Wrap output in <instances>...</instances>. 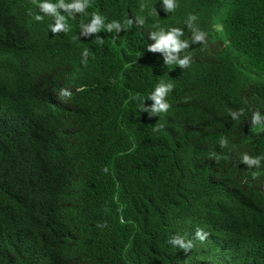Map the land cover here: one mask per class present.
Here are the masks:
<instances>
[{"label":"trees","instance_id":"obj_1","mask_svg":"<svg viewBox=\"0 0 264 264\" xmlns=\"http://www.w3.org/2000/svg\"><path fill=\"white\" fill-rule=\"evenodd\" d=\"M41 2L0 0V264H264V191L238 165H264V0H87L56 33ZM93 14L120 31L83 34ZM173 27L187 68L147 48ZM161 82L170 107L149 115ZM241 110L245 146L226 128Z\"/></svg>","mask_w":264,"mask_h":264},{"label":"clouds","instance_id":"obj_2","mask_svg":"<svg viewBox=\"0 0 264 264\" xmlns=\"http://www.w3.org/2000/svg\"><path fill=\"white\" fill-rule=\"evenodd\" d=\"M39 8L42 12L46 14H51L55 18V24L51 27V31L53 33L59 31H66L67 28L62 21L65 19L64 16L60 15L57 9H63L65 11L74 10L75 12H84L87 6V0H76V2L65 3L64 0H59L58 4H53L48 2V0H44V2L39 3ZM162 7L166 12L174 10L176 4L174 0H162ZM37 20H41V16H36ZM196 20V16L194 14H190L187 18L186 24L192 31L191 41L193 42H201L205 43V33L194 27L193 22ZM138 23L143 24L144 20L142 18H138ZM128 25L132 23L131 20L126 22ZM101 28H105L107 31L111 32L115 29L117 32L121 29V24L113 21L110 24L105 25L104 19L100 15L93 14L91 21L87 25H82L83 34L91 35L100 31ZM184 32L181 28L173 27L169 29L160 28L157 31L150 32V38L154 39V43L148 45V50L156 51L163 50L166 52L165 55V63L180 66L181 69L187 68L190 65V55L186 56H177L172 53H177L181 49H187L189 40L182 39ZM98 43H103V39L100 38L97 41ZM87 51L84 52V56L87 57ZM173 86L171 84H165L163 82L156 85L146 97L143 98L140 109L144 112H147L149 115H155L162 112H167L170 105L166 100L167 93L172 91ZM60 96L67 97L70 96V93L66 89L60 90ZM150 99L152 101L151 105L145 106L143 101L145 99ZM240 108L243 109L241 103L239 102ZM243 111H230L229 115L231 119H229L226 123V128L228 129V137H231L236 141L237 144L241 146H245L249 144L250 140L248 135L236 124L235 121H238L240 117L243 115ZM251 123L253 125H258L264 123V115L261 114L259 110H256L251 115ZM230 131H235V136H229ZM258 141L256 140L255 143ZM220 146L226 147L228 145L227 139L220 140ZM241 161L238 162V165L241 167L242 171L245 172L248 176L255 179L257 185L263 188L264 191V165L261 162V159L258 156L250 157L247 154H243L240 156ZM261 221L264 225V214L261 216ZM208 233L203 229H197L195 232V239L199 240L203 243L207 237ZM168 243L173 245L174 247L183 250L185 253H189L193 247L194 243L192 239L185 238L181 235H172L168 239Z\"/></svg>","mask_w":264,"mask_h":264}]
</instances>
